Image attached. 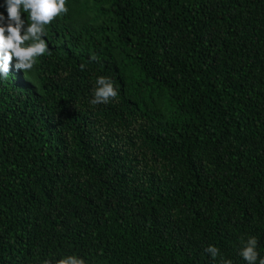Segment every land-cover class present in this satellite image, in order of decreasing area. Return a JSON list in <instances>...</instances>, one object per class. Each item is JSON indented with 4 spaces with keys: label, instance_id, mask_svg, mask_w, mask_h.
<instances>
[{
    "label": "trees",
    "instance_id": "obj_1",
    "mask_svg": "<svg viewBox=\"0 0 264 264\" xmlns=\"http://www.w3.org/2000/svg\"><path fill=\"white\" fill-rule=\"evenodd\" d=\"M67 6L0 80V264L264 257V0ZM99 76L118 103L90 104Z\"/></svg>",
    "mask_w": 264,
    "mask_h": 264
},
{
    "label": "clouds",
    "instance_id": "obj_2",
    "mask_svg": "<svg viewBox=\"0 0 264 264\" xmlns=\"http://www.w3.org/2000/svg\"><path fill=\"white\" fill-rule=\"evenodd\" d=\"M0 7V80H7L12 68L23 74L34 70L39 59L50 55L45 37L49 27L62 20L69 13L67 0H3ZM6 12V15L4 14ZM92 55L90 61H97ZM86 65L81 64V71ZM119 92L114 81L105 76L97 77L93 89V106L107 105L118 101ZM238 255L245 264H264V257L258 252V239L255 236L241 237ZM204 251L213 260L221 258V264H232L231 260L221 257L220 249L214 245ZM42 264H52L44 260ZM56 264H86V260L76 255H68L56 261Z\"/></svg>",
    "mask_w": 264,
    "mask_h": 264
}]
</instances>
